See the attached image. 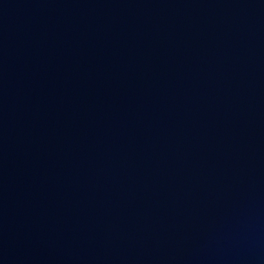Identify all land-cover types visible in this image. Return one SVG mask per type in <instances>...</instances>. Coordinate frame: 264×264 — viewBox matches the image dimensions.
Returning <instances> with one entry per match:
<instances>
[{"label":"water","instance_id":"water-1","mask_svg":"<svg viewBox=\"0 0 264 264\" xmlns=\"http://www.w3.org/2000/svg\"><path fill=\"white\" fill-rule=\"evenodd\" d=\"M0 264H264V0H0Z\"/></svg>","mask_w":264,"mask_h":264}]
</instances>
